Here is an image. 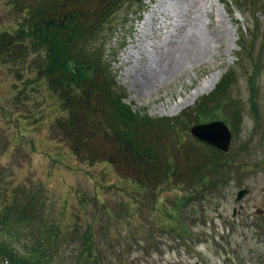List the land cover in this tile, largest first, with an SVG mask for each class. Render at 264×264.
<instances>
[{
    "label": "rangeland",
    "instance_id": "rangeland-1",
    "mask_svg": "<svg viewBox=\"0 0 264 264\" xmlns=\"http://www.w3.org/2000/svg\"><path fill=\"white\" fill-rule=\"evenodd\" d=\"M224 1L125 4L103 35L105 60L123 102L153 120L181 117L162 141L171 163L182 164L186 154L200 162L210 154L190 135L191 126L220 121L228 127L231 139L221 160L227 157L230 164L207 182L210 187V180L219 178L216 189L198 182L165 184L142 194L109 164L79 162L51 132L59 115L56 99L43 86L33 93L27 89L26 98L15 103L17 90L33 77L26 71L16 81L0 64L2 189L32 196L58 233L76 242L73 247L90 232L110 257L105 264H264V0ZM6 2L0 0V32L15 26ZM250 57L260 60L255 93ZM227 71L235 78L229 103L193 114ZM250 96H257L254 112ZM245 188L249 195L235 203L236 192ZM19 235L18 244L10 246L22 251L29 236ZM7 240L0 233V241ZM73 247L62 246L57 264L76 263L74 258L69 263ZM0 264H5L1 257Z\"/></svg>",
    "mask_w": 264,
    "mask_h": 264
},
{
    "label": "trees",
    "instance_id": "trees-1",
    "mask_svg": "<svg viewBox=\"0 0 264 264\" xmlns=\"http://www.w3.org/2000/svg\"><path fill=\"white\" fill-rule=\"evenodd\" d=\"M231 1L237 5L236 0ZM144 2L7 0L16 19L11 30L0 32V64L8 68L16 81H21L26 71L33 77L17 90L14 101L18 104L25 99L27 89L33 93L44 86L56 99L59 111L51 132L67 144L79 162L109 164L141 189L142 194L153 193L165 184L198 182L204 184V188L216 189L220 185L219 178L211 179L210 187L207 182L212 174L215 176L219 169L230 164L227 157L221 160L226 155L205 145L210 151L206 159L189 161L190 156L186 154L182 164L171 163L162 141L173 130L172 123H179L181 117L169 122L134 113L123 102L124 95L118 90L105 60L103 35L113 17L125 4L141 7ZM223 4L226 5L224 0ZM142 13L141 8L137 14ZM243 43H239L240 51L246 50ZM252 49L250 45L249 50ZM249 63L254 73L249 79L250 91L255 93L260 60L251 58ZM234 81L233 72L227 71L193 114L226 106L228 89ZM250 98L254 112L257 96ZM23 231L25 237L29 236L30 244L18 251L10 242L18 244L19 233ZM58 232L32 196L27 197L19 190L9 195L0 184V233L8 239L0 241V257L5 264H57L62 246L73 247L76 243L68 242V236ZM73 248L69 263L73 258L76 263L72 261V264H105L110 259L99 251L90 232Z\"/></svg>",
    "mask_w": 264,
    "mask_h": 264
},
{
    "label": "water",
    "instance_id": "water-1",
    "mask_svg": "<svg viewBox=\"0 0 264 264\" xmlns=\"http://www.w3.org/2000/svg\"><path fill=\"white\" fill-rule=\"evenodd\" d=\"M189 133L192 137L222 153H227L231 134L226 125L220 121L191 126ZM250 190L240 189L236 192L234 202L238 203L248 196Z\"/></svg>",
    "mask_w": 264,
    "mask_h": 264
},
{
    "label": "bare ground",
    "instance_id": "bare-ground-1",
    "mask_svg": "<svg viewBox=\"0 0 264 264\" xmlns=\"http://www.w3.org/2000/svg\"><path fill=\"white\" fill-rule=\"evenodd\" d=\"M147 20H152L153 19V14L151 13L150 15H148L147 17ZM126 60V57H122L121 58V61H125ZM219 76H220V74L219 73H217V74H215L213 77H211V79L209 80V89H211L215 84H216V82L218 81V79H219Z\"/></svg>",
    "mask_w": 264,
    "mask_h": 264
}]
</instances>
